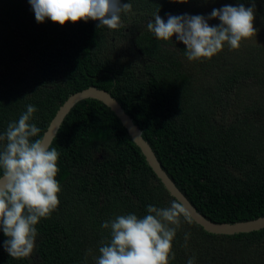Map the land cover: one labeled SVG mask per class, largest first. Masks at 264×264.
<instances>
[{"label": "trees", "instance_id": "trees-1", "mask_svg": "<svg viewBox=\"0 0 264 264\" xmlns=\"http://www.w3.org/2000/svg\"><path fill=\"white\" fill-rule=\"evenodd\" d=\"M118 29L98 21L38 23L28 0H0V64L29 62L31 71L0 67V134L27 105L30 123L47 131L68 97L90 86L110 91L144 131L162 167L192 204L216 223L264 217V44L241 41L211 59L190 61L174 35L158 40L147 23L159 9L204 15L212 4L252 7L253 0H123ZM264 35V0H254ZM206 8V9H205ZM218 25V18L208 21ZM126 29L129 32H126ZM132 34L135 60L113 59L109 36ZM6 141H0V148ZM51 147L60 153V204L36 225L33 254L14 259L0 230V264H96L118 215L146 214L147 205L176 199L148 164L114 111L85 99L67 115ZM185 233L190 238L185 242ZM169 264H264V228L214 234L181 217Z\"/></svg>", "mask_w": 264, "mask_h": 264}, {"label": "clouds", "instance_id": "clouds-1", "mask_svg": "<svg viewBox=\"0 0 264 264\" xmlns=\"http://www.w3.org/2000/svg\"><path fill=\"white\" fill-rule=\"evenodd\" d=\"M184 2V0H180ZM38 23L46 19L64 25L84 20L98 21V27L118 29L121 14L132 10L123 0H29ZM153 14L147 29L158 40L176 39L186 45L185 55L190 61L211 59L223 50L225 43L239 49L241 41L256 33L255 3L226 4L214 8L209 16L172 15L165 21ZM218 18V25L209 20ZM37 111L32 104L18 121L8 124L0 134L6 141L0 148V230L8 237L4 248L14 259L30 257L35 248L36 225L48 218L60 204L61 185L57 179L60 153L51 147L40 128L30 123ZM181 217L191 223V215L182 200L174 199L168 207L147 205L146 214L118 215L101 227L110 229V237L102 241L96 264H169L175 259L173 240L181 226ZM185 233V242L190 238ZM187 264H195L189 258Z\"/></svg>", "mask_w": 264, "mask_h": 264}, {"label": "water", "instance_id": "water-1", "mask_svg": "<svg viewBox=\"0 0 264 264\" xmlns=\"http://www.w3.org/2000/svg\"><path fill=\"white\" fill-rule=\"evenodd\" d=\"M97 99L102 101L115 112L124 126L128 129L132 140L141 148L148 164L152 167L156 175L161 179L164 186L177 200H182L187 205L191 218L201 225L206 231L214 234L234 235L238 233H248L264 228V217L255 220L234 222V223H216L205 217L180 190L169 174L162 167L154 149L144 137V131L134 118L125 110L120 101L112 95L110 91L101 89L97 86H90L81 91L71 94L68 99L60 106L55 117L51 121L44 136L50 141L51 145L56 138L63 122L71 110L82 100Z\"/></svg>", "mask_w": 264, "mask_h": 264}, {"label": "rangeland", "instance_id": "rangeland-1", "mask_svg": "<svg viewBox=\"0 0 264 264\" xmlns=\"http://www.w3.org/2000/svg\"><path fill=\"white\" fill-rule=\"evenodd\" d=\"M28 4L29 0H28ZM223 7V5L221 4H215L212 3L210 4L206 11L210 12L211 10H213L214 8H221ZM254 27L256 28V33L248 38L245 39V41H253V42H257L259 44H264V35H261L260 32V24H256L254 21ZM112 30V29H111ZM126 32L128 33L129 30L126 29ZM108 38L110 39L109 42V46L106 50L107 54H109L113 59H120L124 62H131L135 60V48L132 47V49H130V44L132 45L131 42V38H132V34L129 33L128 36H119L116 33H113V35L109 36L108 34ZM5 66V71H18V70H22L24 69V71H31V64L29 62H25L23 64H14L9 62V64H0V67H4Z\"/></svg>", "mask_w": 264, "mask_h": 264}]
</instances>
